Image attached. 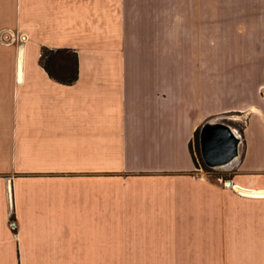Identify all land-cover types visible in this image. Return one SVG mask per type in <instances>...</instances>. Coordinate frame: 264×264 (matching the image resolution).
Here are the masks:
<instances>
[{
	"label": "crops",
	"instance_id": "obj_1",
	"mask_svg": "<svg viewBox=\"0 0 264 264\" xmlns=\"http://www.w3.org/2000/svg\"><path fill=\"white\" fill-rule=\"evenodd\" d=\"M227 113L212 177L189 144ZM0 264H264V0H0Z\"/></svg>",
	"mask_w": 264,
	"mask_h": 264
},
{
	"label": "water",
	"instance_id": "obj_2",
	"mask_svg": "<svg viewBox=\"0 0 264 264\" xmlns=\"http://www.w3.org/2000/svg\"><path fill=\"white\" fill-rule=\"evenodd\" d=\"M238 144L239 136L224 123L207 120L199 128L198 149L206 166L228 164L237 155Z\"/></svg>",
	"mask_w": 264,
	"mask_h": 264
},
{
	"label": "trees",
	"instance_id": "obj_3",
	"mask_svg": "<svg viewBox=\"0 0 264 264\" xmlns=\"http://www.w3.org/2000/svg\"><path fill=\"white\" fill-rule=\"evenodd\" d=\"M38 63L49 77L62 84H71L77 78V55L71 48H48L41 46ZM200 126L195 129L192 141L189 144L191 146V142H194L198 152V131ZM240 132L241 128L239 130Z\"/></svg>",
	"mask_w": 264,
	"mask_h": 264
},
{
	"label": "rangeland",
	"instance_id": "obj_4",
	"mask_svg": "<svg viewBox=\"0 0 264 264\" xmlns=\"http://www.w3.org/2000/svg\"><path fill=\"white\" fill-rule=\"evenodd\" d=\"M209 121H215V122H220L228 125L232 131L238 136L239 135V130L241 128V125L243 124L244 118L238 117L237 114L235 113H227V114H220V115H215L212 116L211 118L208 119ZM239 145H238V150H239ZM192 156L194 159V164L195 168L199 169L200 172L203 174L209 175L214 177L216 174H220L221 168H224L227 166H206L203 161L201 160L199 152L195 148L194 142H192L190 146ZM226 173L223 175L227 174V170H225Z\"/></svg>",
	"mask_w": 264,
	"mask_h": 264
},
{
	"label": "built area",
	"instance_id": "obj_5",
	"mask_svg": "<svg viewBox=\"0 0 264 264\" xmlns=\"http://www.w3.org/2000/svg\"><path fill=\"white\" fill-rule=\"evenodd\" d=\"M9 225H10V227H13L14 226V222L12 220H10Z\"/></svg>",
	"mask_w": 264,
	"mask_h": 264
}]
</instances>
